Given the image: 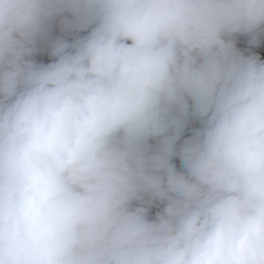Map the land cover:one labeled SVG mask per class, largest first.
I'll use <instances>...</instances> for the list:
<instances>
[{
  "label": "clouds",
  "instance_id": "obj_1",
  "mask_svg": "<svg viewBox=\"0 0 264 264\" xmlns=\"http://www.w3.org/2000/svg\"><path fill=\"white\" fill-rule=\"evenodd\" d=\"M262 35L264 0H0V264H264Z\"/></svg>",
  "mask_w": 264,
  "mask_h": 264
},
{
  "label": "rangeland",
  "instance_id": "obj_2",
  "mask_svg": "<svg viewBox=\"0 0 264 264\" xmlns=\"http://www.w3.org/2000/svg\"><path fill=\"white\" fill-rule=\"evenodd\" d=\"M60 35H61V33L59 32V29L54 27L53 32H52V37L55 38V37L60 36ZM259 39H260V41H264V35H262ZM236 45L245 54L250 53L252 48H253V46H254V45H251L249 43V39H248L247 36H238L236 38ZM35 58L39 62H49L50 59H51L50 57H48L46 52H38ZM174 162L176 164H180V161L178 159L174 160ZM158 210H159L158 208L153 207L150 210V212H151V214L154 215L155 212L158 211Z\"/></svg>",
  "mask_w": 264,
  "mask_h": 264
},
{
  "label": "trees",
  "instance_id": "obj_3",
  "mask_svg": "<svg viewBox=\"0 0 264 264\" xmlns=\"http://www.w3.org/2000/svg\"><path fill=\"white\" fill-rule=\"evenodd\" d=\"M250 40V37H248ZM251 53H256L261 56V59H264V41H260L259 46H253ZM180 164H177L179 167Z\"/></svg>",
  "mask_w": 264,
  "mask_h": 264
}]
</instances>
